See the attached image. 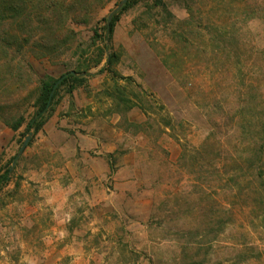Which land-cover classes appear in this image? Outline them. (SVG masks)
<instances>
[{"label": "rangeland", "instance_id": "374dc122", "mask_svg": "<svg viewBox=\"0 0 264 264\" xmlns=\"http://www.w3.org/2000/svg\"><path fill=\"white\" fill-rule=\"evenodd\" d=\"M71 1L43 24L2 25L27 41L9 55L0 50V169L10 176L0 185V264H264V220L252 214L248 224L229 202L235 185L222 183L220 167L240 140H255L248 120L264 114V0H127L112 15L109 42L104 26L122 0ZM106 45L118 54L115 71L135 82L128 90L145 92L146 115L107 93L114 80L102 71L104 57L95 66ZM65 74L47 114L63 102L79 113L89 100L97 116L121 115L129 144L140 150L136 193L146 200L136 204L139 214L128 199L92 204L79 189L56 214L19 171L42 128L29 129L41 84Z\"/></svg>", "mask_w": 264, "mask_h": 264}, {"label": "crops", "instance_id": "0c3cea01", "mask_svg": "<svg viewBox=\"0 0 264 264\" xmlns=\"http://www.w3.org/2000/svg\"><path fill=\"white\" fill-rule=\"evenodd\" d=\"M90 103L84 101L79 113L60 103L18 168L26 182L39 185L45 199L56 204V214L78 189L92 204L106 205L116 198L128 199L136 207L146 200L136 193L140 150L129 144L128 130L119 123L121 115L97 116ZM139 211L136 207L133 213Z\"/></svg>", "mask_w": 264, "mask_h": 264}, {"label": "trees", "instance_id": "16d2710c", "mask_svg": "<svg viewBox=\"0 0 264 264\" xmlns=\"http://www.w3.org/2000/svg\"><path fill=\"white\" fill-rule=\"evenodd\" d=\"M67 0H0V50L3 54L9 55V50L14 44L24 45L22 42L27 41L25 37L16 31H12L11 27L8 30L2 29V25L9 24L14 19H20V22L24 23L27 20L35 22L37 25L45 23L50 16H53L56 11L62 10L64 4ZM80 0H72L71 2L78 3ZM85 3L88 1L92 2L93 0H83ZM89 3V2H88ZM128 3L124 4L122 9L127 6ZM117 19L116 16L113 17L109 23L106 20L104 26L105 40L109 42L112 37L114 26ZM38 27V26H37ZM37 27L33 28L29 26L26 30L27 32L40 31ZM2 29V30H1ZM28 43V42H26ZM102 56V58H101ZM105 59V66L102 68V71H107L114 80L113 93H107L109 96H113L118 103L125 105L127 109L132 107H138L146 115L147 109L145 107V100L142 99L145 92L141 96L139 94H133L128 90L130 84H135L131 77L121 76L113 68V65L118 61V54L106 45L100 53V60L97 61L95 66H97L102 59ZM263 74L261 73V76ZM63 76V75H62ZM61 78V77H60ZM118 79L124 81L126 84L119 85ZM259 80V76L256 74V78ZM59 80L51 82H44L41 84V94H42V104L38 107L37 112L30 121L29 129L34 127L35 131L40 129L44 123L49 118V108L51 105V100L54 97V93L57 88L54 89V92L50 98V93L53 90L56 82ZM65 81V77L62 78L57 86L61 85ZM255 83V102L253 106L258 110L259 103L258 100H261L263 95L256 91ZM56 86V87H57ZM130 91V92H129ZM261 102V101H260ZM263 103V101H262ZM262 106V105H261ZM48 113V114H47ZM245 115L244 110L239 113L238 122L240 123V128L243 129L245 125ZM148 119V118H147ZM250 126L253 122L257 127V137L255 140H240L239 146L235 145L234 152L231 155L225 154L221 159V166H223V178L222 183L226 185L228 181H232L235 185V190L233 192L232 200L229 202L239 209L241 213L246 215V221L248 224L254 223L253 215L257 218L264 220V114L261 115L258 112L255 117L248 120ZM148 126V125H147ZM19 127V122L12 126V129L16 130ZM149 127V126H148ZM159 132V128L157 130ZM162 133V130L160 131ZM160 133V134H161ZM155 144V143H154ZM156 147L158 145L155 144ZM164 151V149H162ZM182 159L179 158L178 162ZM9 169L1 172L0 169V185L6 184L10 180L8 174ZM213 202L210 203L207 201L205 206L208 209H212ZM259 212V213H258Z\"/></svg>", "mask_w": 264, "mask_h": 264}, {"label": "water", "instance_id": "95a60500", "mask_svg": "<svg viewBox=\"0 0 264 264\" xmlns=\"http://www.w3.org/2000/svg\"><path fill=\"white\" fill-rule=\"evenodd\" d=\"M127 2V0H122L119 4H118V6L116 7V9L115 10H113L109 15H108V18H107V22L109 23V21L111 20V18H112V15L116 12V11H118L125 3ZM71 74H74V72L73 71H71L70 72ZM67 74H65V75H63V76H61V78H59V80L56 82V84H55V86L54 87H56L57 86V84L59 83V81L63 78V77H65ZM31 135H32V133L30 132V133H28L27 134V136L25 137V139H24V141H23V143H22V145H21V147L19 148V150H18V153H17V157L23 152V150H24V148L27 146V144L29 143V140H30V138H31Z\"/></svg>", "mask_w": 264, "mask_h": 264}]
</instances>
